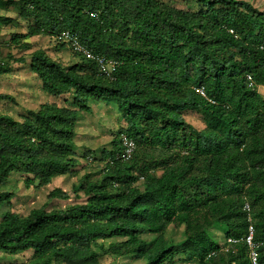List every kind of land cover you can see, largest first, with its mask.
Masks as SVG:
<instances>
[{"label":"trees","instance_id":"16d2710c","mask_svg":"<svg viewBox=\"0 0 264 264\" xmlns=\"http://www.w3.org/2000/svg\"><path fill=\"white\" fill-rule=\"evenodd\" d=\"M13 3L29 22L12 37L20 48H31L28 37L70 30L119 65L109 77L78 54L65 63L43 48L31 52L43 89L63 103L44 102L21 118L0 113V207L13 197L1 186L14 172L27 187L77 173L79 115L92 110L91 99L115 102L126 123L101 160L123 150V133L137 148L130 160L104 163L99 178L82 176L73 187L81 202L3 212L0 250H32L31 264H101L107 254L142 264H252L245 242L209 256L221 247L215 232L244 236L249 202L264 264V95L246 80L250 72L264 85V8L251 0H197V8L164 0H0V10ZM188 110L201 113L206 127L187 121ZM47 197L70 194L54 187ZM171 226L182 229L180 240L167 236Z\"/></svg>","mask_w":264,"mask_h":264},{"label":"rangeland","instance_id":"374dc122","mask_svg":"<svg viewBox=\"0 0 264 264\" xmlns=\"http://www.w3.org/2000/svg\"><path fill=\"white\" fill-rule=\"evenodd\" d=\"M164 1L182 8L198 7L197 0ZM251 1L254 5L264 8V0ZM0 14L5 15L2 20L0 19V61L6 62L5 67L0 70V113H7L16 118H21L28 109H37L44 102L57 101L63 103V98L54 96L43 89L41 79L31 69L30 54L36 49L43 48L54 58L61 56L60 59L65 63H74L81 58L67 45L56 46L53 37L47 34L28 37L31 48H20L19 45L13 42L12 37L15 33L26 32L29 22L20 15L16 3L8 5L5 10H0ZM6 95L11 98L4 97ZM90 105L92 106L90 112L82 111L79 115L77 128L80 136L77 150V173L59 176L52 183L45 186L33 184L30 187L25 185L24 174L20 172L12 173L1 186L3 189L13 192V197L0 207V219L3 212L7 210L26 215L33 208L42 206L48 209L65 208L75 202L84 200L85 196L82 192H74V185H79L82 176L87 173L91 174L92 179L101 176V171H103V160H101L103 151L113 149L114 141L119 138V130L126 124L115 102L91 99ZM184 116L187 121L198 128L203 129L206 127L201 113L188 110L184 112ZM89 156L95 157L96 160L89 161ZM54 187H60L67 191L70 194V198L49 200L47 195ZM167 236L178 241L183 237L182 229L171 226L167 231ZM214 236L220 243L225 240L223 230L215 232ZM32 252V250H28L13 255L0 250V264H31ZM142 263L141 259L134 256H113L107 254L101 257V264ZM185 264L209 263L191 261Z\"/></svg>","mask_w":264,"mask_h":264},{"label":"built area","instance_id":"2783aa9c","mask_svg":"<svg viewBox=\"0 0 264 264\" xmlns=\"http://www.w3.org/2000/svg\"><path fill=\"white\" fill-rule=\"evenodd\" d=\"M233 32V30H231ZM53 40L57 42L65 43L75 54L79 56L86 57L88 59H92L96 61L100 67V71L109 77L112 76V72L119 65V61L113 58H107L104 55L96 54L92 50H90L86 45L82 43L78 33L72 32L70 30H62L58 35L53 37ZM264 49V45L261 46ZM246 80L248 85L251 88H257L264 95V85H259L256 83V80L252 73L248 72L246 74ZM196 90L202 94L203 96H207L205 92V88L203 86L197 87ZM121 141L123 144V150L120 152H116L113 156H109L104 163L112 164L118 159L122 160H130L133 157L134 152L136 151L137 144L135 140L123 133L121 135ZM89 161H95V157L89 156ZM144 176H140V180H143ZM244 209L247 212L249 224L247 226V230L243 237L236 236H228L221 243V247L219 250L212 251L209 256L216 255L217 252H229L236 249L237 244L240 242H245L249 248V257L252 264H259L260 260V249L262 246V242L256 239V228L252 216V207L249 202L245 203Z\"/></svg>","mask_w":264,"mask_h":264},{"label":"crops","instance_id":"0c3cea01","mask_svg":"<svg viewBox=\"0 0 264 264\" xmlns=\"http://www.w3.org/2000/svg\"><path fill=\"white\" fill-rule=\"evenodd\" d=\"M57 58H58L59 60H61V59H60V58H61V56H58ZM65 59H66V58H65ZM61 61H62V60H61ZM75 62H77V61H75Z\"/></svg>","mask_w":264,"mask_h":264}]
</instances>
